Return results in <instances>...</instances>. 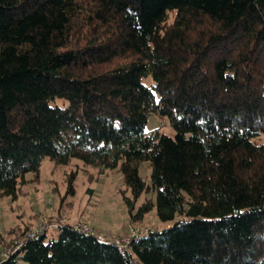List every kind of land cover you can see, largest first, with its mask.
Masks as SVG:
<instances>
[{
	"label": "trees",
	"instance_id": "16d2710c",
	"mask_svg": "<svg viewBox=\"0 0 264 264\" xmlns=\"http://www.w3.org/2000/svg\"><path fill=\"white\" fill-rule=\"evenodd\" d=\"M261 133L264 0H0V198L78 159L172 221L124 255L60 221L0 264H264Z\"/></svg>",
	"mask_w": 264,
	"mask_h": 264
},
{
	"label": "rangeland",
	"instance_id": "374dc122",
	"mask_svg": "<svg viewBox=\"0 0 264 264\" xmlns=\"http://www.w3.org/2000/svg\"><path fill=\"white\" fill-rule=\"evenodd\" d=\"M172 16L173 13L169 15V21ZM145 83H148V79ZM154 129L174 135L168 119L161 118L158 114H151L145 124V130ZM253 140L264 143V133L253 137ZM72 173L73 192H69L68 177ZM139 174L147 184H151V169L147 161L139 165ZM26 178L27 181L19 187L15 197L0 198V236L3 238L0 253L40 224L48 226L60 221L78 223L88 226L95 233L121 236L128 235L131 227L154 231L163 230L172 224V221H160L154 208L143 218L133 219L140 202L146 197L154 200V192H144L133 207L129 208L122 194L125 193L130 198L131 194L117 169L100 172L97 167L84 165L78 159L71 160L67 165H54L45 158L40 166L39 177L32 178L31 174H27ZM25 226L29 229L16 236ZM52 227L48 228L47 237L50 236Z\"/></svg>",
	"mask_w": 264,
	"mask_h": 264
},
{
	"label": "built area",
	"instance_id": "2783aa9c",
	"mask_svg": "<svg viewBox=\"0 0 264 264\" xmlns=\"http://www.w3.org/2000/svg\"><path fill=\"white\" fill-rule=\"evenodd\" d=\"M56 225H57V223L49 224L48 226L47 225L45 226L44 224L43 225L40 224L38 226V228L29 231L24 238L16 239L11 246L4 248V250L0 253V261L3 260L4 258L8 257L9 255L13 254L15 251H17V249L22 245L23 240L29 239V238H35L41 233L42 230L48 229L49 227L56 226ZM72 226L75 229H77L81 232H84L85 234H91V235L96 236V238L100 242H104L106 244L114 245L122 255L127 253L128 249H129V243L131 241V238L136 237V236H140V235L144 234L145 232H147V230H138L137 228L131 227L129 229L130 231H129L128 235H124V236L116 235V234L103 235L99 232L95 233L92 229H90L86 225L73 223Z\"/></svg>",
	"mask_w": 264,
	"mask_h": 264
}]
</instances>
